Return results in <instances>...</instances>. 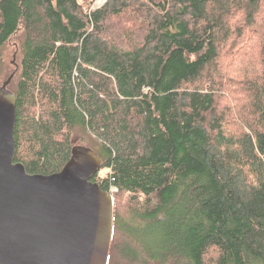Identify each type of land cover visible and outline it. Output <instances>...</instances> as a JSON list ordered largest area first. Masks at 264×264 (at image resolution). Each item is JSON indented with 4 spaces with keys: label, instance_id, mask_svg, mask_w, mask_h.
<instances>
[{
    "label": "trees",
    "instance_id": "obj_1",
    "mask_svg": "<svg viewBox=\"0 0 264 264\" xmlns=\"http://www.w3.org/2000/svg\"><path fill=\"white\" fill-rule=\"evenodd\" d=\"M96 1L0 0L15 163L99 158L106 264H264V0ZM252 44V75L226 85L221 53Z\"/></svg>",
    "mask_w": 264,
    "mask_h": 264
},
{
    "label": "water",
    "instance_id": "obj_2",
    "mask_svg": "<svg viewBox=\"0 0 264 264\" xmlns=\"http://www.w3.org/2000/svg\"><path fill=\"white\" fill-rule=\"evenodd\" d=\"M15 124V98L4 85L0 88V264H106L113 197L91 181L101 169L99 158L76 147L58 173L27 174L14 161Z\"/></svg>",
    "mask_w": 264,
    "mask_h": 264
},
{
    "label": "rangeland",
    "instance_id": "obj_3",
    "mask_svg": "<svg viewBox=\"0 0 264 264\" xmlns=\"http://www.w3.org/2000/svg\"><path fill=\"white\" fill-rule=\"evenodd\" d=\"M97 1L100 2V4H99V6H100L104 3L105 0H97ZM254 44H256V42ZM254 44H252V46L249 45V46L242 47V48H245L244 51L239 52V54H237V55H236V51L234 52V51L223 50L224 54L225 53L226 54L224 55V54H222L223 52L221 53V55H223V57H221L218 60V66L221 68V70H220L221 80H223V78H227V81L225 83L226 85H227V83L230 82V85L234 84L236 86L237 84L235 82H237L239 80V78H242L244 81L245 75L248 79L250 78V76L252 75V72L254 71V69L257 65V62H258L257 52H256L257 46ZM228 69H230V70L228 71ZM237 73H240V74L244 73V76H238ZM204 86H205V88H207V85H204V84H202V87L201 86L200 87L203 88ZM226 88H225V90H226ZM6 93L9 95H12L8 91H6ZM220 95L222 96L221 98H219V104H220L219 107L221 109L223 105H227L226 102H224V99H227V98L229 99L231 96H229L230 94L228 95L225 92H222V94H220ZM226 119H227V122L230 123L231 126L236 123V121L234 119L229 118L227 116H226ZM231 128L232 127H229L228 130H231ZM105 174H106V171L100 172L101 176H105ZM112 197H113V195H112Z\"/></svg>",
    "mask_w": 264,
    "mask_h": 264
},
{
    "label": "bare ground",
    "instance_id": "obj_4",
    "mask_svg": "<svg viewBox=\"0 0 264 264\" xmlns=\"http://www.w3.org/2000/svg\"><path fill=\"white\" fill-rule=\"evenodd\" d=\"M111 191H115V190H114V189H112ZM111 191H110V192H111Z\"/></svg>",
    "mask_w": 264,
    "mask_h": 264
}]
</instances>
